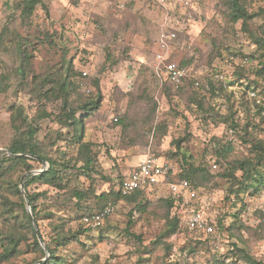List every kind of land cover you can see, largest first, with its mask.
Returning <instances> with one entry per match:
<instances>
[{
  "label": "rangeland",
  "instance_id": "374dc122",
  "mask_svg": "<svg viewBox=\"0 0 264 264\" xmlns=\"http://www.w3.org/2000/svg\"><path fill=\"white\" fill-rule=\"evenodd\" d=\"M20 1L0 0V157L14 137L11 117L17 106L30 119L50 114L39 121L38 133L50 156H75L70 143L75 126L55 121L62 102L40 99L37 91L47 78L56 85L68 78L77 118L84 115L82 105L102 99L83 122L84 141L94 145L97 195L121 191L149 156L171 164L178 174L187 162L199 168L202 213L216 224L213 234L182 225L167 236L172 210L165 187L139 198L143 211L136 209L137 202L111 197L104 208L95 207V214L112 209L96 226L79 219L78 211L54 209V218L42 219L39 227L47 241L57 234L56 226L67 234V245H51L59 248L62 264H247L241 250L264 264V185L255 194L244 187L236 197L228 175L236 162L256 159L264 148V73L258 71L264 49L254 44V37L262 36L264 0H249L253 17L245 26L230 19L229 0H163L165 7L156 0H40L27 20L16 8ZM161 30H181L169 41L167 58L187 70L190 78L183 88L170 85L155 70ZM16 35L26 41L30 54L25 81L18 72L22 63ZM227 146L231 149L223 159L219 148ZM31 164L34 174L48 167ZM22 174L0 181V234L6 238L0 241V264H40L50 257L45 245L43 259L34 245L13 189ZM89 183L81 178L78 184ZM85 222L94 228L85 231ZM10 236L19 240L18 253L4 260Z\"/></svg>",
  "mask_w": 264,
  "mask_h": 264
},
{
  "label": "trees",
  "instance_id": "16d2710c",
  "mask_svg": "<svg viewBox=\"0 0 264 264\" xmlns=\"http://www.w3.org/2000/svg\"><path fill=\"white\" fill-rule=\"evenodd\" d=\"M39 3L40 0H21L16 8L21 11L22 18L27 20L33 16ZM228 6L230 11L229 16L233 23L242 21L245 26L253 17L252 14L249 13V0H229ZM260 15L264 17V9L261 10ZM0 42L1 44L4 43V34H1ZM14 43L22 63L18 72L22 74V79L25 81L27 79V67L30 64V54L27 49L28 45L26 41L18 35L14 37ZM254 44L260 49H264V26L262 28V36L254 37ZM258 71L260 74L264 73V62H262V67ZM42 82L40 88L37 89L39 98L46 101L49 100L50 102L57 100L62 102L61 108L59 109L61 113L55 117V121L65 127L75 126V132L70 143L73 145L76 154L73 157H69L67 152H60L58 158L50 156L44 149L43 143L38 139V133L41 130L39 121L51 117L50 114L44 111L38 118L35 117L30 119L25 115L23 111L24 108L18 106L14 107L11 117L14 137L7 147V153L0 157V181H3L7 176L15 172L21 171L23 173L22 177L19 179V183H15L13 189H15L20 199V205L24 210V221L32 234L34 245L42 252V259L45 258L46 253L41 246L37 231L33 227L32 218L36 224L42 242L50 254L46 262H41V260H39L37 263L62 264L64 258L58 256L59 248L54 249L51 245L52 243L57 244L59 247L67 245V234L59 231L62 227L56 226L55 231H58L57 234L51 236L50 241H47L39 227L42 219H44V221H51L54 218L53 210L56 209L62 212L68 210L72 212L78 211L81 213L78 214L79 219L83 220V222L87 219L93 220V217L96 215L95 207L98 206L99 208L103 205L101 208H104L105 206L102 203H104V201L108 202L111 197L118 200L125 199L128 202L132 201V203L137 202L136 209L138 211H143L144 205L142 201L139 202V198L143 197L146 191L136 190L129 195H123L121 191L115 192L112 190L110 193L97 195L94 188L95 180L93 177V173H95L93 167L95 157L92 147H94V145L91 144V142L84 141L83 122L86 116L97 111L102 99L99 96L96 100L82 105L79 110H82L84 115L77 118L78 110L75 109V113L70 110L72 109L70 104L72 82H70L68 78L62 79L57 85L49 78ZM187 82L188 80H186L184 86ZM168 83L172 85L170 82ZM47 86L49 87L47 88ZM210 86L213 90V84H210ZM230 149L231 146L219 148V156L226 159ZM32 162H45L48 164V167L43 170L42 173L34 174L32 172L34 169L31 164ZM185 164L187 166H184L183 171L180 172L179 179H187L193 184L192 186L197 188L196 174L199 172V168H195L194 165H190L187 162ZM232 168V172L228 175L232 178L233 183L231 184V191L236 194V197H239L244 187L252 189L254 194L258 193L264 185V148H261V152L256 159L238 161ZM236 171L242 172L240 178L235 176ZM81 178H86L90 182L88 187L83 184H78L81 182ZM167 181H172L171 176L168 177ZM32 186H46L48 189L44 191H32L30 189ZM21 188L24 189V192ZM52 190L57 191L56 197L50 195ZM63 196L66 197L65 200H61ZM27 200L30 203L31 216L27 211ZM91 200H93L92 206L89 204ZM165 202L172 210V216L167 217L170 227L166 235L172 236L180 229L182 221L175 213L174 199L170 197L169 200ZM85 225L89 226L85 228V231L94 228L86 222ZM8 240V246L4 244L5 250L1 255V258L4 260H8L18 253L19 240H16L14 236L8 237ZM0 241H6V238H4L2 234H0ZM241 258L244 259L247 264H258L243 250H241Z\"/></svg>",
  "mask_w": 264,
  "mask_h": 264
},
{
  "label": "built area",
  "instance_id": "2783aa9c",
  "mask_svg": "<svg viewBox=\"0 0 264 264\" xmlns=\"http://www.w3.org/2000/svg\"><path fill=\"white\" fill-rule=\"evenodd\" d=\"M161 6H166L163 0H156ZM185 2V0H184ZM168 21L169 19L166 18ZM159 39V51L156 55L157 70L165 77V80L170 82L175 88L183 87L186 80L190 78L186 69H183L175 62H168L167 53H169V41L177 38L175 32H167L161 30ZM84 76L87 73H83ZM195 79V78H194ZM223 79V77H221ZM195 85L200 86V82L195 79ZM255 96V94H253ZM115 121H118L116 118ZM217 168V166H214ZM180 173V172H179ZM171 176L172 181H167ZM166 184L169 188L170 197L175 202V213L181 219L182 224L189 231H196L205 234H213L216 231V224L213 220H208L202 213L204 201L197 188L187 179H179V174L174 170L173 166L158 158L149 156L139 165L135 171L121 186L123 195H129L136 190H152L153 188ZM208 205V204H206ZM112 212L111 208H107L100 214L93 217L96 225L100 224L101 218ZM88 221V219L86 220Z\"/></svg>",
  "mask_w": 264,
  "mask_h": 264
},
{
  "label": "water",
  "instance_id": "95a60500",
  "mask_svg": "<svg viewBox=\"0 0 264 264\" xmlns=\"http://www.w3.org/2000/svg\"><path fill=\"white\" fill-rule=\"evenodd\" d=\"M0 50H1V42H0ZM67 106V105H66ZM71 110V109H70ZM71 112H73L72 110H71ZM45 163V162H44ZM43 171H40V172H36V174L37 173H42ZM22 189V188H21ZM22 191L24 192V189H22ZM26 196V195H25ZM27 206H28V209H29V212H30V216H31V210H30V203H29V201L27 200ZM32 223H33V227L35 228V230L37 231V235H38V238H39V241H40V243L42 244V245H44L43 244V242H42V239H41V237H40V235H39V233H38V229H37V227H36V224H35V222H34V220H33V218H32Z\"/></svg>",
  "mask_w": 264,
  "mask_h": 264
},
{
  "label": "crops",
  "instance_id": "0c3cea01",
  "mask_svg": "<svg viewBox=\"0 0 264 264\" xmlns=\"http://www.w3.org/2000/svg\"><path fill=\"white\" fill-rule=\"evenodd\" d=\"M156 71H157V70H156ZM144 160H145V159H144ZM144 160H142V161L139 163V165H140ZM139 165L137 166V168L135 169V171L138 170ZM135 171H134V172H135ZM134 172H133V173H134ZM133 173H132V174H133ZM132 174H131V175H132ZM157 187H165V188L168 190V195H169V197H170L169 188H168V186H167L166 184H164V185H159V186H157ZM155 188H156V187H155Z\"/></svg>",
  "mask_w": 264,
  "mask_h": 264
}]
</instances>
